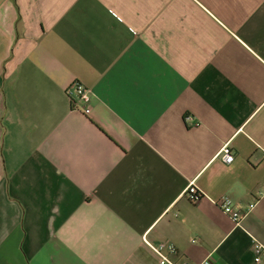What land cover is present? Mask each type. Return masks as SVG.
<instances>
[{
	"label": "crops",
	"instance_id": "0c3cea01",
	"mask_svg": "<svg viewBox=\"0 0 264 264\" xmlns=\"http://www.w3.org/2000/svg\"><path fill=\"white\" fill-rule=\"evenodd\" d=\"M146 241L256 264L264 0H0V264H160Z\"/></svg>",
	"mask_w": 264,
	"mask_h": 264
},
{
	"label": "built area",
	"instance_id": "2783aa9c",
	"mask_svg": "<svg viewBox=\"0 0 264 264\" xmlns=\"http://www.w3.org/2000/svg\"><path fill=\"white\" fill-rule=\"evenodd\" d=\"M67 95L70 99L72 109L78 111L86 116H90L92 113V92L82 83L76 82L67 89ZM186 124L190 127H198L200 123L192 115L185 117ZM222 161L226 164H232L234 162L233 153L224 148L221 152ZM186 198L192 203H198L203 197L202 191L198 187L191 183L186 190ZM212 202L219 207L224 214L230 217L236 225H240L241 222L256 208V203L248 205L246 208L238 206L232 198L229 196H222L219 199L212 200ZM152 251L159 257L160 264H192L188 260L174 261L171 259V255L177 252V249L172 244H152L146 241ZM254 261L256 264L262 262L264 255V245L259 241H255L253 246ZM199 264H214L211 258H207Z\"/></svg>",
	"mask_w": 264,
	"mask_h": 264
}]
</instances>
